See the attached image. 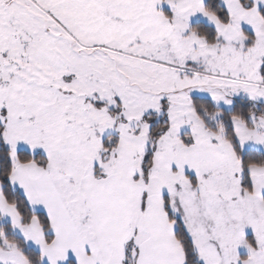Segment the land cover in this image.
<instances>
[{
	"label": "snow or ice",
	"instance_id": "obj_1",
	"mask_svg": "<svg viewBox=\"0 0 264 264\" xmlns=\"http://www.w3.org/2000/svg\"><path fill=\"white\" fill-rule=\"evenodd\" d=\"M0 264H264V0H0Z\"/></svg>",
	"mask_w": 264,
	"mask_h": 264
}]
</instances>
